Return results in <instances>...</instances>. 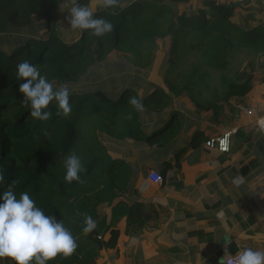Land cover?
Instances as JSON below:
<instances>
[{"label":"trees","instance_id":"16d2710c","mask_svg":"<svg viewBox=\"0 0 264 264\" xmlns=\"http://www.w3.org/2000/svg\"><path fill=\"white\" fill-rule=\"evenodd\" d=\"M88 2L80 0L81 4ZM180 2L186 0H120L116 15L98 9L96 14L115 26L112 33L98 38L71 30L67 20L65 26L60 25L59 5L63 6L65 0H0V171L5 176L0 194L9 185L17 198L28 192L46 215L63 221L77 243L87 249L76 255L77 248L68 258L57 256L51 260L53 264H58L57 260L61 264H95L100 249L116 245L117 228H111L107 240L102 239L97 223L85 234V215H78L80 211L94 215L93 202L98 200L92 201V193L97 187L123 193L131 180L132 162L111 157L102 140L104 135L119 143L132 139L147 144L153 157L157 151L168 154L177 138L182 113L171 108L160 128L152 125L161 119L173 96H187L197 115L210 112L219 122L226 106L235 110L230 99L244 97L252 88L253 62L242 70H234L230 64L237 48L249 56L264 54V23L246 30L232 19L239 7L228 0H200L196 9L177 14L175 6ZM37 19L42 20L37 27H44L45 32H35ZM14 33L21 38L11 36ZM166 37L169 46L162 61L166 67L160 75L162 63L153 65L154 50L157 39ZM182 41L189 42L185 47L196 60L187 62V57L179 63ZM110 54L117 59L109 64ZM25 60L38 66L54 87H69V117H57L53 104L52 118L39 121L30 116V108L22 106L19 86L24 81L17 80L15 74L17 65ZM89 71H100L108 78L99 81L97 88H82L79 79ZM152 71L161 76L166 89L154 75L149 76ZM138 89L143 90L142 96ZM132 96L142 99L145 111L138 112L129 105ZM146 114L153 122L149 126ZM205 139L204 131L196 128L188 145L178 149L174 157L163 159L157 171L163 180L170 170L179 168L182 153L200 148ZM70 152L82 160L83 184H67L64 180V158ZM156 216L153 205L131 202L125 233H140Z\"/></svg>","mask_w":264,"mask_h":264},{"label":"crops","instance_id":"0c3cea01","mask_svg":"<svg viewBox=\"0 0 264 264\" xmlns=\"http://www.w3.org/2000/svg\"><path fill=\"white\" fill-rule=\"evenodd\" d=\"M238 7V16L232 19L239 25L246 30L263 25L264 0H239ZM257 55L260 64H255L264 67V54ZM245 61V66L252 61L254 70L252 88L246 96L251 99L254 95L256 100L247 106L253 110V115L248 116L245 111L243 118L251 119L254 126L255 119L264 114L254 109L257 103L264 104L261 98L264 96V73L259 75L260 70L257 71L252 59ZM173 102L155 124L150 114H146L147 126L153 124L157 129L168 118L171 108L187 118L182 120L168 154L157 151L153 157L147 144L132 139L119 144L114 138L105 136L111 157L132 162V176L123 193L106 186L97 187L92 193V201H98L93 202L96 207L91 216L97 218L95 222L100 234L103 233L102 239L110 237L112 227L119 230L115 247L100 249L95 264H224L225 248L228 255L234 254L228 249L230 242L236 245L237 252L246 247L264 250V135L255 126L251 128L239 119L227 121L223 117L214 122L212 115L210 118L202 115L201 119L208 120L202 125L192 102L187 108ZM211 126L216 133L210 132ZM196 128L204 131L206 139L226 130L234 131L230 150L209 149L204 140L200 148H189L180 155L179 168L170 170L162 183L150 181L149 171H158L163 159L174 157L178 149L188 145L189 136ZM237 130L240 133H236ZM238 177L243 178L239 186L233 183ZM135 200L153 205L157 216L149 221L153 223L151 228L147 224L140 233L126 234L127 206ZM83 208L86 205L81 210ZM87 212L80 211L78 215L82 217ZM226 237H229L227 244ZM78 246L76 255L87 251L82 243Z\"/></svg>","mask_w":264,"mask_h":264},{"label":"clouds","instance_id":"9594fccd","mask_svg":"<svg viewBox=\"0 0 264 264\" xmlns=\"http://www.w3.org/2000/svg\"><path fill=\"white\" fill-rule=\"evenodd\" d=\"M119 4L120 0H89L83 4L80 0H65L63 6L59 5V10L68 12L65 19L71 30L87 32L88 35L99 38L112 33L115 26L98 16L97 10L116 15L115 9ZM15 75L17 80L24 81L19 86V91L23 94L21 103L23 107L30 108V116L33 119L47 121L52 118L50 106L53 104L57 109V117L70 116V90L66 84L54 87L53 83L41 74L39 67L27 60L17 65ZM128 103L138 112L145 111L142 99L136 96L130 97ZM128 118L131 119V113ZM258 123L260 130L264 132V119ZM64 167V180L67 184L74 181L79 184L85 182L80 176L85 168L75 152H70L64 158ZM4 182V173L0 171V184ZM233 183L239 186L243 183V178L238 177ZM12 184L14 185L15 181ZM0 201V259L10 258L14 264H48L57 256L68 258L75 253L78 248L76 237L65 227L63 221L58 222L55 216L46 215L28 192H22L17 198L12 185H9L0 194ZM84 225L85 234L92 232L97 226L88 214L84 216ZM228 238H225L226 244L229 242ZM225 257L226 264H264V250H253L251 247L240 250L234 257L228 255L225 248Z\"/></svg>","mask_w":264,"mask_h":264},{"label":"rangeland","instance_id":"374dc122","mask_svg":"<svg viewBox=\"0 0 264 264\" xmlns=\"http://www.w3.org/2000/svg\"><path fill=\"white\" fill-rule=\"evenodd\" d=\"M199 3H200V0H186L185 3L184 2L178 3L175 6V10H176L177 14L180 13L181 11H183L184 9L194 10V9H196L198 7ZM237 13H238V10L234 14V16H236V18L238 16ZM63 15L67 16L68 14H65L64 12H61V15L59 17V23H60L61 26H65L66 25V19H65V17H63ZM234 21L236 22L235 19H234ZM41 22H42L41 19L35 20L34 29H35V32L36 33H43V32H45L44 27H37V25H39ZM11 36H13L14 38H18V39L21 38L20 34H17V33L12 34ZM156 43H157V48L154 50V61H153V65L154 66L157 65V67H158V65H160V63H162V61H163V59H164V57L166 55V52L168 51L169 39H168V37L163 38V39H157ZM188 44H189V42H187V41H185V42L182 41V43L180 44V51H182L183 54H181V57L178 58L179 63H183V61H185V59L187 57H188L187 58V62H189L191 60H193V61L196 60V58L194 57V55H192L191 52H189L186 49L185 45H188ZM237 49H239V50L233 52V57L231 59V64H230V67H232L234 70H242V69H244L243 67L248 68L249 65H248V67L245 66V63H246L245 59H248V58L252 59L254 61V64H255V62L257 64H260V62H258V60L256 59L258 57V55L257 56H253V55H250L249 56V54L248 55L245 54L244 49H242V48H237ZM116 59H117V57L114 54H110L109 57H108V59H107V61L110 64V63L114 62V60H116ZM257 64H255V65H257ZM165 67L166 66H165V64L163 65V63H162V67L160 65V70H159V72H160L159 74L160 75H163L162 70H164ZM256 68H258L257 71L260 70L259 71V75L261 73H264V67H260V65H257ZM178 70H180V69H178ZM128 72H129V70L126 71V73H128ZM131 72H133V71H131ZM122 73L123 74H126L124 71ZM153 75L157 79L160 80V77L161 76L159 77V75H157L156 71H152V73L150 72V75L149 76L152 77ZM104 78H108V75H104L100 71H98V72L89 71L83 77H81L79 79V83L78 84L82 88L94 89V88L99 87V85H97L98 82L101 81V80H103ZM172 78L175 79L173 77V75H172ZM160 85L162 86V88L166 89L165 83L163 81H161V80H160ZM214 85H216V82L214 83ZM102 89H103V87H102ZM137 93H138V95H141L142 96L143 90L142 89H138L137 90ZM183 97L184 98H178V97L173 96L171 101H174L173 103L175 105H179L178 104V102H179L181 106H184V108H187V105H191L192 106L191 101L189 100V98L187 96H183ZM250 98L251 99L247 98L246 95L244 97H241V98H237V97L231 98L230 99V104L233 107H235V110H234V112L233 111H230L228 109V107L226 106L225 107V114L223 116L224 119H227V121H233V120H237V119H239L241 121H246L243 117H245L244 116V113L248 109L247 106L249 105V103H250V105H253L254 104L253 103L254 102V99L256 100V97L254 95H252V97H250ZM261 98L264 101V96L261 97ZM254 109L257 111L258 114L261 111H262L261 113H264V104L257 103L254 106ZM202 115H204L205 118H208V117L210 118L211 117V113L210 112H202V113H200V115H199L200 116L199 117L200 118V121H201L202 125H205L206 121H208V120L201 119L203 117ZM195 118H197V117H195ZM183 119H187V118L182 116L179 121H181ZM214 122H215V120H214ZM246 123H247V125H249L252 128L253 122H252L251 119H249L248 121H246L245 124ZM213 130H214V128H213V126H211V131L210 132H213ZM213 133H216V131H214ZM102 140H103L104 143H106V141H105V135L103 136V139ZM150 162H152V161H150ZM148 225H149L148 227L151 228L150 226L153 225V223L152 222L151 223L149 222ZM103 260L104 261H107V259H105V258H103ZM3 261H6L8 264H12V261H11L10 258L0 259V264L3 263Z\"/></svg>","mask_w":264,"mask_h":264},{"label":"built area","instance_id":"2783aa9c","mask_svg":"<svg viewBox=\"0 0 264 264\" xmlns=\"http://www.w3.org/2000/svg\"><path fill=\"white\" fill-rule=\"evenodd\" d=\"M246 114L248 116L253 115V110L248 109L246 111ZM261 119H264V114H262L261 116H259L255 119L254 126L262 135H264V132H262L260 130V125L258 123V121H260ZM233 133H234V131H232V130H226L222 133L209 136L207 139H205L204 145H205V147H207L209 149H215V150L220 151V152H228L230 150L231 138H232ZM225 148H226V150H225ZM148 179L154 183H162L163 182V178H162L161 174L155 170L149 171ZM237 253L231 254V256L234 257ZM226 259H227V257L224 259V264H226Z\"/></svg>","mask_w":264,"mask_h":264},{"label":"water","instance_id":"95a60500","mask_svg":"<svg viewBox=\"0 0 264 264\" xmlns=\"http://www.w3.org/2000/svg\"><path fill=\"white\" fill-rule=\"evenodd\" d=\"M239 5V0H235L232 2V6L237 7ZM228 249L231 253H235L238 251L236 245L233 242L228 243Z\"/></svg>","mask_w":264,"mask_h":264}]
</instances>
